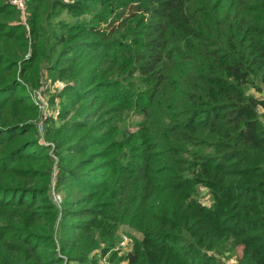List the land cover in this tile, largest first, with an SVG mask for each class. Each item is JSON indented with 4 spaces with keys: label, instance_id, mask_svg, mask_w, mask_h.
<instances>
[{
    "label": "trees",
    "instance_id": "16d2710c",
    "mask_svg": "<svg viewBox=\"0 0 264 264\" xmlns=\"http://www.w3.org/2000/svg\"><path fill=\"white\" fill-rule=\"evenodd\" d=\"M11 1L0 264H264V0Z\"/></svg>",
    "mask_w": 264,
    "mask_h": 264
},
{
    "label": "rangeland",
    "instance_id": "374dc122",
    "mask_svg": "<svg viewBox=\"0 0 264 264\" xmlns=\"http://www.w3.org/2000/svg\"><path fill=\"white\" fill-rule=\"evenodd\" d=\"M45 80H47V79H45ZM65 86H66V84L62 81H58L54 85H52L51 82L47 81V85L45 88H46L48 93H46L45 95L38 94V96L33 97L35 102L37 101L38 105H41L42 113H45L46 115H49L50 117H54L57 119V115L61 111V102L62 101L57 100L58 102L55 105H51V103H49V100L52 96L59 94L63 90L62 88H64ZM249 93L255 95V92H253L252 90H249ZM255 96H257V98H259V99L260 98L264 99L263 97H261L262 95L257 94ZM261 110L263 111L262 108H261ZM262 111H260V109H259V113H262ZM137 121H138L137 119L133 120V122H137ZM263 121H264V118H263ZM44 127L46 128V125ZM55 196L61 198V195L58 193H56ZM199 200L201 202H203L204 204L209 203L210 198H209V196L205 190L200 189ZM54 201H55V197H54ZM122 236H127L128 237V243H130L131 242L130 239H134V237H137L138 235L134 234L127 227H122L121 230L119 231V240L121 239ZM223 262H224V264H234L235 259L234 258L225 259V261H223Z\"/></svg>",
    "mask_w": 264,
    "mask_h": 264
},
{
    "label": "built area",
    "instance_id": "2783aa9c",
    "mask_svg": "<svg viewBox=\"0 0 264 264\" xmlns=\"http://www.w3.org/2000/svg\"><path fill=\"white\" fill-rule=\"evenodd\" d=\"M12 4L16 5L17 8L22 12V16L24 21H26L27 18V14H26V1L25 0H12L11 1ZM63 89V88H62ZM44 117L41 120V122L39 123V130L41 133H43L45 131V119H47L48 117H50L49 115H46L45 113H43ZM55 202L60 205L62 203V198L55 196ZM128 237L127 236H122L120 241L118 242V246L115 248V250H127V246H128ZM101 264H108L106 259H102Z\"/></svg>",
    "mask_w": 264,
    "mask_h": 264
},
{
    "label": "crops",
    "instance_id": "0c3cea01",
    "mask_svg": "<svg viewBox=\"0 0 264 264\" xmlns=\"http://www.w3.org/2000/svg\"><path fill=\"white\" fill-rule=\"evenodd\" d=\"M258 95H260V94H258ZM256 97H257V96H256ZM261 97H262V96H261ZM260 111H262L261 108H260ZM263 112H264V110L262 111V113H263Z\"/></svg>",
    "mask_w": 264,
    "mask_h": 264
}]
</instances>
